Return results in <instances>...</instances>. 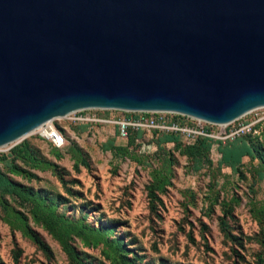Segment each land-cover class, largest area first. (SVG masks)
Instances as JSON below:
<instances>
[{
  "label": "water",
  "instance_id": "water-1",
  "mask_svg": "<svg viewBox=\"0 0 264 264\" xmlns=\"http://www.w3.org/2000/svg\"><path fill=\"white\" fill-rule=\"evenodd\" d=\"M259 109L264 0H0V148L80 111Z\"/></svg>",
  "mask_w": 264,
  "mask_h": 264
},
{
  "label": "rangeland",
  "instance_id": "rangeland-1",
  "mask_svg": "<svg viewBox=\"0 0 264 264\" xmlns=\"http://www.w3.org/2000/svg\"><path fill=\"white\" fill-rule=\"evenodd\" d=\"M242 120L256 123L242 137L255 153L237 169L220 165L214 140L199 166L183 144L161 142L167 133L140 132L131 143L117 127L66 117L49 124L65 136L64 148L35 132L0 149V172L86 231L69 239L85 264H264V109ZM17 146L26 151L13 155ZM35 213V205L0 195V264H76ZM106 227L114 232L93 234Z\"/></svg>",
  "mask_w": 264,
  "mask_h": 264
},
{
  "label": "trees",
  "instance_id": "trees-1",
  "mask_svg": "<svg viewBox=\"0 0 264 264\" xmlns=\"http://www.w3.org/2000/svg\"><path fill=\"white\" fill-rule=\"evenodd\" d=\"M131 115V114H130ZM184 122V121H183ZM141 132V131H140ZM140 132H133L129 141L132 143L136 135ZM161 142L164 143H175L176 148H180L183 144L185 153L195 159L196 163L201 166L206 160H209V153L211 151L213 141L210 139L199 138L193 144H184L180 137L175 134H165ZM216 144V143H215ZM219 153L221 154V160L219 161L221 166L231 167L233 169L239 168L245 157H254L255 146L251 141L241 138L237 141L230 142L226 146L218 145ZM26 151L25 146H17L12 149V154L17 155L20 152ZM3 160H6L3 157ZM0 195H10L17 199L22 205L33 204L36 206L35 218L41 222L45 227L57 238L63 245V248L73 262L76 264H85L84 260L80 258L74 246L70 243L71 236L73 233L77 235H85L86 231L77 228L73 223L65 220L64 218L58 217L53 211L45 210L43 205L44 202L41 200L39 194H35L33 191L27 190L21 184L15 183L5 174L0 172ZM228 213L225 211V217ZM223 227L226 226L225 220L222 221ZM103 232L112 233L114 232L113 227H106L103 231H93L94 235H103ZM117 245L121 244V241H116ZM116 246V245H115ZM117 249L121 250V257L127 260V251L116 246Z\"/></svg>",
  "mask_w": 264,
  "mask_h": 264
},
{
  "label": "built area",
  "instance_id": "built-area-1",
  "mask_svg": "<svg viewBox=\"0 0 264 264\" xmlns=\"http://www.w3.org/2000/svg\"><path fill=\"white\" fill-rule=\"evenodd\" d=\"M91 111L98 110L76 112L68 116V118L75 124L92 122L115 126L118 129L120 139L125 141L129 140L133 132L157 131L178 135L187 144H193L199 138H204L214 140L217 145L222 144L226 146L228 142H234L241 139L243 136L253 134L256 124L254 122L246 123L242 120L243 117L228 126L221 127V131L216 133L209 128H204L203 124H205V122L176 113H130L131 115L98 118V116L92 114ZM116 112L128 113L122 111ZM191 121H196L199 124H191ZM50 129L52 131L50 140L54 147L57 149L64 148L67 142L65 136L54 128ZM149 148L150 146L145 145L143 150L146 151Z\"/></svg>",
  "mask_w": 264,
  "mask_h": 264
},
{
  "label": "bare ground",
  "instance_id": "bare-ground-1",
  "mask_svg": "<svg viewBox=\"0 0 264 264\" xmlns=\"http://www.w3.org/2000/svg\"><path fill=\"white\" fill-rule=\"evenodd\" d=\"M50 128H53V127H49V124H47L46 126H44V127H40L39 129H37L35 132H40V134L43 136V137H45V138H47V139H50L51 138V129ZM34 132V133H35ZM18 142V141H17ZM17 142H14V143H17ZM14 143H11V144H14ZM11 144H9V145H11ZM9 145H7V146H9ZM7 146H5V147H7ZM1 148H3V147H1ZM0 148V149H1Z\"/></svg>",
  "mask_w": 264,
  "mask_h": 264
},
{
  "label": "crops",
  "instance_id": "crops-1",
  "mask_svg": "<svg viewBox=\"0 0 264 264\" xmlns=\"http://www.w3.org/2000/svg\"><path fill=\"white\" fill-rule=\"evenodd\" d=\"M115 127V126H114Z\"/></svg>",
  "mask_w": 264,
  "mask_h": 264
}]
</instances>
